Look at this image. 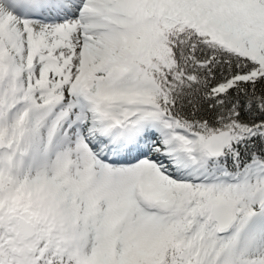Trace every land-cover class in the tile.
<instances>
[{
    "label": "snow or ice",
    "instance_id": "1",
    "mask_svg": "<svg viewBox=\"0 0 264 264\" xmlns=\"http://www.w3.org/2000/svg\"><path fill=\"white\" fill-rule=\"evenodd\" d=\"M0 264H264V0H0Z\"/></svg>",
    "mask_w": 264,
    "mask_h": 264
}]
</instances>
